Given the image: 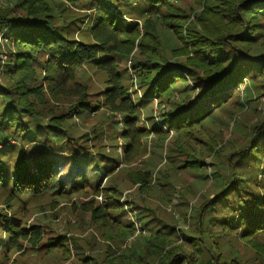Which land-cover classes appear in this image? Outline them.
Segmentation results:
<instances>
[{
  "label": "trees",
  "instance_id": "16d2710c",
  "mask_svg": "<svg viewBox=\"0 0 264 264\" xmlns=\"http://www.w3.org/2000/svg\"><path fill=\"white\" fill-rule=\"evenodd\" d=\"M68 5L89 10L85 32L66 17ZM124 13L132 20L125 22ZM87 70L97 74L93 91ZM135 79L143 94L136 100ZM260 97L264 101V0H0L4 257H10L8 250L24 253L25 243L33 253L55 254L57 264L104 263L95 257L96 246L105 247V264H116L109 254L120 248L128 250L126 264H262L257 254L264 249V103L255 123L230 116L234 125L242 122L232 125L231 152L217 148L216 138L197 150V128L216 111L234 107L235 115ZM153 99L169 109L142 123L141 113L149 109L144 106ZM81 112V120L92 124L75 138L73 117ZM169 132L174 137L166 148ZM146 141L152 143L148 155ZM163 150L172 152L175 169H203L202 176L216 183L189 215L195 222L188 230L158 221L150 206L122 200L112 178L115 166L124 164L123 178L135 194L172 192L171 173L158 179L159 171L150 169ZM15 151L18 158L10 164L6 159ZM202 154L213 161L205 162ZM45 195L57 203L75 198L74 206L89 212V225L102 237L95 241L90 235L92 251L82 253L79 237L46 239L40 227L22 222L23 200ZM131 204L135 221L125 212ZM143 211L153 218L145 219ZM133 237L139 240L130 244ZM179 238L183 243L177 244ZM238 241L254 250L253 257L241 256Z\"/></svg>",
  "mask_w": 264,
  "mask_h": 264
},
{
  "label": "rangeland",
  "instance_id": "374dc122",
  "mask_svg": "<svg viewBox=\"0 0 264 264\" xmlns=\"http://www.w3.org/2000/svg\"><path fill=\"white\" fill-rule=\"evenodd\" d=\"M80 2H83V0H80ZM182 3H188V0H182ZM69 12H67L65 15L66 17L70 19H76L78 20V24L82 26L83 31L85 32L87 29V26L90 24V17L86 16V14H90L89 10L86 11L85 9H82L79 5H68ZM121 11V9H120ZM123 19L125 22H129L132 20L129 17V14L124 13ZM135 50V49H134ZM129 61L126 62V66L130 67ZM89 76L88 83L91 84V91L95 90L99 87V84L96 80L97 74L94 73L93 70H87V73L85 74V77ZM84 77V78H85ZM135 87L133 88L135 91H133V99L136 100L137 97L141 98L143 96L142 91L138 88L137 80L135 79ZM177 96V95H176ZM179 97V96H178ZM177 97V98H178ZM263 98L260 97L259 99L253 100L250 104L246 105L244 109L238 110L236 114L234 115V112L230 114V112L233 110L235 111L236 108L232 107H226L224 111H216L213 115V117L207 121H205L201 128H197V150L199 147L204 148L206 147V142H211L212 138H216L217 142L220 145L217 147L224 148L227 147L224 151L231 152L232 148H234L232 145V139L234 138V133L232 132V125L234 128H236V125L242 124V122H236V125H234V122H232L233 118H236L240 121H244L245 123L252 124L259 120L261 117V112L263 111ZM236 104V103H235ZM237 106V105H236ZM149 108L144 109L141 113L142 118H145L142 123H145L146 116L152 115L155 116V120L159 119V114L162 112H165L169 109V107L165 104L162 106L157 105V100L153 99L151 100L150 104L147 106H144ZM143 107V108H144ZM163 109H162V108ZM255 107V109H254ZM81 115H76L73 117V124H74V131L72 133L75 138L79 137L82 131L86 129H90L91 122H87V120H81L82 117L86 115V113L81 112ZM115 120H120V116L114 118ZM223 123V124H222ZM226 123H229L226 125ZM149 124L148 122L146 123ZM106 125V124H104ZM103 125V128H105ZM110 130V127H108ZM108 130V131H109ZM107 131V132H108ZM109 134V133H108ZM110 136V135H109ZM154 137V136H152ZM173 133L169 132V136L165 139L164 144L166 148H169L170 143L173 141ZM114 140V139H112ZM111 140V141H112ZM154 140V139H153ZM152 140V141H153ZM236 141L241 140L240 137H235ZM145 141V139L143 140ZM151 142V139H150ZM148 142V143H150ZM111 144L116 143V141L110 142ZM110 145V144H109ZM152 143L150 145H147V141L145 143V146L147 148L145 149V154L148 155L151 148ZM19 146V145H18ZM34 146V145H31ZM57 147H62V150L69 152L70 149L65 147L63 144H57ZM196 148V147H195ZM207 148V147H206ZM158 150V148L156 149ZM207 151V150H206ZM227 152V154L229 153ZM171 151H161L158 155H156V158L153 159L155 162H152L151 164H154L150 169L158 172V179L161 178V174L165 173L166 171H169L171 173L172 181H173V187L174 190L172 192H167L164 188H158L159 190L155 193L148 192L146 194L140 193L135 194V187L130 185L125 181V178H123V173L121 172L122 167H126V165L121 164L117 165L115 167L116 170L114 171L112 178L114 182H117L119 186L122 188V200H128L129 198L132 199L133 203L142 205L143 207H149L153 208L152 212L155 214L160 221V218H165L166 221H169L171 223H174L176 225L177 229L182 230H188L189 225H193L195 222V219L192 217L189 219V215H194L195 210H197V207L204 201H206L207 197L210 195V193L215 189L216 183L215 180H210V178L206 179L202 175L204 174L203 169L202 170H192V171H184L175 169L173 167L174 164L177 163L175 161V157L171 158ZM224 153V152H223ZM143 155V156H144ZM18 158V155L16 154V151L13 155H9L7 157V161L12 164L14 163L15 159ZM147 156L144 157L146 159ZM200 158H204L205 162H212L213 161V155H207L202 154ZM120 161V158L117 160ZM116 159L112 163H110L108 166H106L105 169H108L111 167V165L116 164ZM141 163V162H140ZM190 170V169H188ZM107 171V170H106ZM156 173L153 175V178H155ZM163 182V180H161ZM108 180H103V184H106ZM203 195V196H202ZM133 196V197H132ZM178 196H182V198H179ZM25 199V198H24ZM82 199V198H81ZM129 199V200H130ZM51 196L45 195L44 197L38 198V199H27L23 200V203L25 204L26 210L25 214L21 216L18 215L19 218L22 219V222L26 223L27 226H30L31 224H35L38 227H40L44 231V238L48 239L51 238V240H62L61 237L64 235L67 236V239L74 238V236L79 237L80 240L84 241V243H81V246H83L82 253L86 250L92 251V248L90 247L92 243L89 242L90 235L99 241L102 240L101 235L95 230L94 226L89 225L88 217L89 213L88 211H81L78 206H74L75 202L77 201L75 198L67 201H57L53 202ZM83 200H89L83 199ZM98 202H101L103 200V197L97 198ZM177 201H181V204H177ZM1 202H2V196L0 194V208H1ZM87 202V201H86ZM125 202V201H123ZM134 204H131V207L135 206ZM135 211V212H134ZM84 212V213H83ZM126 216L129 218V220L135 221L136 219V209H129L125 211ZM145 216V219L148 218L146 215H150L149 217L152 219L153 216L151 214H147V212H142ZM125 213L121 216L122 220L125 218ZM188 219V220H187ZM121 220V221H122ZM157 226L159 225L156 220H153ZM138 228V227H137ZM136 228V232L134 234V237L139 233V230ZM191 228V227H190ZM0 237H3V241H5V236L3 232L0 230ZM131 238L130 244L134 243L135 240H139L137 238ZM141 239V238H140ZM105 241V238L104 240ZM102 241V242H103ZM68 242V241H67ZM86 242V244H85ZM66 243V240L64 241ZM183 243L182 240L179 238L177 241V244ZM104 244V243H97V245ZM99 254L97 253V250H95V257L99 259V262H104L101 264H105L108 262V260H105V253H104V246L98 247ZM118 247V246H116ZM127 247V246H126ZM30 247L25 246L24 243V253H21V251H12L8 250L7 254H9V258L4 257L5 254V248H0V264H57V260H55V254L53 255H47L44 252L40 253H33L32 250L29 249ZM119 248V247H118ZM187 248V247H185ZM235 248L240 251V254L243 258L253 257L254 250L252 251L249 247L244 245L241 241L235 242ZM73 250V248H72ZM75 250V249H74ZM128 250L126 248H120L118 250L114 251V254H109L111 256L110 260H114L116 264H126L125 261V254H127ZM42 254V255H38ZM253 254V255H252ZM257 256H260V259L262 261V264H264V249L257 254ZM73 258V257H72ZM72 259L68 260L65 264H69V262ZM73 262V261H71ZM98 262V263H99Z\"/></svg>",
  "mask_w": 264,
  "mask_h": 264
},
{
  "label": "built area",
  "instance_id": "2783aa9c",
  "mask_svg": "<svg viewBox=\"0 0 264 264\" xmlns=\"http://www.w3.org/2000/svg\"><path fill=\"white\" fill-rule=\"evenodd\" d=\"M129 63H130V61H129ZM2 147V145H0V148Z\"/></svg>",
  "mask_w": 264,
  "mask_h": 264
}]
</instances>
